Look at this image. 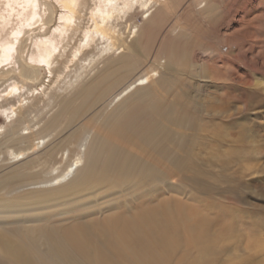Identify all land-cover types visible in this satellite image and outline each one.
Instances as JSON below:
<instances>
[{
	"label": "rangeland",
	"instance_id": "1",
	"mask_svg": "<svg viewBox=\"0 0 264 264\" xmlns=\"http://www.w3.org/2000/svg\"><path fill=\"white\" fill-rule=\"evenodd\" d=\"M209 1L218 9L207 19L186 6L178 20L168 6L145 28L135 67L148 73L167 61L146 99L113 98L111 79H130L120 70L109 82L93 72L80 94L63 88L50 108L39 103L47 110L40 136L62 132L51 143L58 149L52 160L45 149L38 153L48 160L43 171L66 162L67 146L84 150L86 137L92 154L103 147L115 166L131 168L106 181L95 171L92 188L61 202L30 211L0 207V264H64L60 250L68 264H264V0ZM0 124L7 169L21 143L8 148L13 124L2 114ZM31 173L14 168L0 200Z\"/></svg>",
	"mask_w": 264,
	"mask_h": 264
},
{
	"label": "bare ground",
	"instance_id": "2",
	"mask_svg": "<svg viewBox=\"0 0 264 264\" xmlns=\"http://www.w3.org/2000/svg\"><path fill=\"white\" fill-rule=\"evenodd\" d=\"M168 6L175 7L178 20L186 6V10L206 19L208 14L218 9L209 0H189L186 5L178 0H0V114L13 124L5 138L9 141L14 139V142L8 143L7 147L15 142L21 143L15 152L9 153L13 159V162L6 164L9 168L3 169L0 165V184H3L0 185V191L9 189V175L14 173V168L22 170L29 167L32 170L29 176H24L27 182H17L14 184L15 192H6L10 198L0 200V203L3 202L0 204L2 211H30L34 210L31 208L35 205L41 207L43 204L61 202L83 193V187H88L85 191L92 188L95 185L92 178H95V171L104 173L106 181L111 178L114 170L122 174L131 168L125 164L115 166L112 161L117 158L111 155L105 158L103 147L99 149L100 154H92L94 147L90 145L91 138L86 137L82 145L84 150H74L67 146L66 155H69L66 162L60 160V167L43 171L48 160H42L38 153L45 149V157L52 160L58 149L51 143L62 132L55 130L40 136L43 130H39L40 124L45 123H41L43 112L47 110H42L39 103L50 108L59 100L58 94L64 91L63 88H74L73 92L80 94L83 85L94 81L88 80L95 71L104 82H109L114 75L118 77L120 70L129 72L130 79L133 78L130 83V79H127L114 84L118 78L111 79L109 84L111 94L118 102L123 97H149L152 86L162 80L161 77L156 79L158 69L163 68L167 61L148 73L138 71L136 67L141 64L139 59L144 48L145 28L154 21L157 13ZM137 15L142 17V23L136 20ZM184 31L180 25L179 34L183 35ZM176 56V50L169 54L168 65ZM133 60H137L136 67ZM41 73H44V78L35 84L34 79H38ZM47 73L50 76L48 83H45ZM150 81H153L150 86H135L136 90L132 91L137 82L141 85ZM40 88L42 93L34 97ZM76 98V103H79L81 96ZM25 108L29 112L21 117L20 113ZM15 117L18 120H14ZM3 128L6 125L0 124V133ZM25 132L29 134L23 135ZM33 217L36 215L30 216V219ZM80 244L83 246L82 242ZM0 252L5 253L2 250ZM6 253L16 262L21 261L9 247ZM59 255H62L64 264L69 263L63 250L59 251Z\"/></svg>",
	"mask_w": 264,
	"mask_h": 264
}]
</instances>
